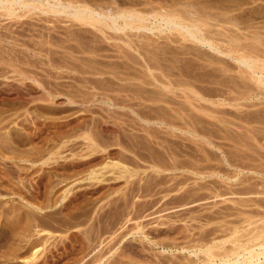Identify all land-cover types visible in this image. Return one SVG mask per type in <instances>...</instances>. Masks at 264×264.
Here are the masks:
<instances>
[{
  "label": "rangeland",
  "instance_id": "obj_1",
  "mask_svg": "<svg viewBox=\"0 0 264 264\" xmlns=\"http://www.w3.org/2000/svg\"><path fill=\"white\" fill-rule=\"evenodd\" d=\"M163 2L164 1L156 2L157 5L162 6V8H164L163 10H168L166 8V5L168 7H170L172 5V3L170 1H165L164 3ZM184 2H186V3H184ZM188 3H189V7H186V6H188L187 5ZM173 4H174V6L172 5L171 6L172 8L171 7L170 8L174 9V10L183 11L184 7L188 8L187 9V10H189L188 12L189 13L192 12V13H191V15L189 14L190 16H188V15L187 16L188 17H194L196 19V22H200V21H198L197 18L199 15H201L202 12H203V15L207 14L209 16V17H206V19H209L212 17L217 19V21L220 19L219 20L220 22L221 21L224 22V24L221 22L223 24V26H226L225 25L226 24L225 21H227L226 19H228V20L234 19L238 29H237V27L234 29L229 24H227V27L228 26L230 27V28L228 27L229 31L232 29L230 31V33L233 31L232 34H234V32H238V34H239L238 39H240V40H238L239 43L240 44L243 43L244 45H247V44L249 45V43L250 44L255 43L254 47L256 49H259L257 51V56H258L259 51H260L259 55L261 54L262 50L264 51V44H263L264 43V0H176L175 2H173ZM190 5H193V7ZM173 7H176L178 9H175ZM179 7H180V9H179ZM192 8H194L195 10ZM193 10H194V12H193ZM196 10L198 11V13ZM22 12H24V11H22ZM22 12L19 9L14 13L15 16L11 15L12 17H10V16L7 17V15L6 16L0 15V36L2 35L1 36L2 39L0 38V40H2V41H0V58H1L0 59V117H1L0 118V125H1L0 126V264H171L172 260H173L172 264H177V263L178 264H193V263L194 264H202L201 258L203 256L199 252L201 250H199V248H197V250H196V248H192L193 244H194V246H196L198 244L199 245L202 244V242L203 243L205 242L204 244L206 245L209 238H210V240L208 242L209 244L206 246H209L210 243L213 244L215 242L214 244H217V243L219 244V243H222L221 241H223L225 246H224V244H222V245L224 246L225 249H228L231 245L230 242H228L229 237H230V241H232L231 239L234 237L232 234H234V232L235 233L238 232L237 233L238 236L235 235V237L237 236V237H241V239L242 238L245 239V240L242 239V241L240 240L242 242V244H245V242L243 243V241H246V243H247L246 239L251 237L248 235H251L252 234L251 232L254 233V231H256V227H259L258 225H260L264 221V219L261 221V219L264 217V209H263L264 204H262V201L264 200L263 199L264 198V194H263L264 193L263 192L264 191V186H263L264 184H262V183H264V174H263L264 173V170H263L264 166L262 167V165H264V136H263L264 135V125L260 124L259 121H257L256 119L253 118L254 113H255L254 114L255 116L257 115L256 112H254V111H257V113L259 112V114L261 112H263V113H261V115L264 116V88H259L258 90L253 88V91L256 90L259 94L255 91L256 95L251 96L249 99H246V100L242 99V100H239V101L234 103L232 99H233V97L234 98L236 97L235 94L234 93L233 94L232 93L227 94L228 89L226 87L220 86L217 83L214 84L213 82H216V81L219 82V80H217V79H220L221 81H223L225 77H228V74L230 72L229 76L232 75L231 77L234 79V81L237 78L236 82L239 83V81H240V84H239L240 86H242V85L244 86L245 83H246L245 86H247L248 84H250L252 86L253 83L249 80H246V81L243 80L245 83L241 84L242 79H238L236 71L234 72V70H236L235 67H237V64L232 59L230 60V58H227L226 56L219 55V57L224 58L223 61L225 60L226 63H228V64H226V66L228 65V67L229 66L230 67L235 66V67H234V69H233V67H231V71L227 72L228 74L225 73L224 76L223 75L217 76L218 73L217 74L215 72L212 73V70H211L212 67L216 68L218 66V64H212L213 66L210 65V66H208V68H205V67H207L205 65V64H207L205 61L202 60L203 61L202 62L200 60V63H199V61H198L199 59H196V57H194L195 55L193 52H195V51H193V49H192L193 52H191L190 56H189V53L186 56H185V54H181V55L177 54L176 63L178 65L176 63H174V66H175V64L177 66V67H174L173 65H171V63L174 62L176 55H173V57L174 56L175 57L173 58L174 60L172 62H171V58H172L171 55L175 54L177 52L180 53L179 49H181V45L184 46V48L186 47L185 45H187V47L185 48L186 50H187V48H190L191 47V45L189 44L190 42L187 41L185 44L180 39L174 40L178 35L176 36L174 34L176 36V37H174V35H172L174 32L172 33L171 30H169V31L167 30L169 33H171V34H168V32L166 31L167 28L166 29H165V27L163 28L162 24H157L156 21L153 20L154 15L151 13H147V12L144 13V14H146V16L143 14L144 17L146 18V23L148 22L146 24L147 27L150 28L152 26V22H153V23L157 24V25L154 24V26L163 32H160L159 30L155 29L154 26H153L154 29L151 27L150 29L146 28L144 30L143 29L139 30V34H137L138 33L137 30H134L135 32L132 30L134 33L129 31V33H131L132 35L134 34L135 37L141 38L137 41L136 38L134 37L133 39H134V41L136 40V42H133V41H128L127 39H129V38L123 39L124 37L129 36L131 38L129 40H133L131 35H129V33H127V35H125L124 33L119 32V33H116V35L118 34L116 36L115 33L112 34V32H109V31H107L108 35H106L107 34L106 32L104 34L106 35V37L109 36V38L112 36L113 39L107 40L108 38L106 39L105 37H103V36H105L104 34L101 33L103 35V36H101L99 31L94 30L95 28L94 29H93V27L89 28L90 25L89 26L83 25V24H80L79 22L73 21L72 19H71L72 20L71 21L69 17H67V16L65 17L64 15H58V16L57 15H51V14L43 15L41 13H38V11H32L33 13L32 12L22 13ZM199 12H201V13H199ZM179 13L182 14V12H179ZM179 13H177V14L179 15ZM177 14L175 16L180 18V15L178 16ZM183 14H185V13H183ZM196 14L197 15L199 14V15L197 16ZM195 15H196V17H195ZM31 16H32V18H31ZM48 16H49V18H48ZM184 16L185 15H183V17L181 16V18H180L181 21H183V20H185V18H187V16H185V17ZM65 18H67V19H65ZM182 18H184V19H182ZM199 18H200V20H202L204 18V16L202 17V15H201ZM206 19H205V21H206ZM20 20H21V22H20ZM17 21H18V23H17ZM185 21H187V20H185ZM185 21H183V22L185 23ZM35 23H36V26H35ZM70 23H71V26H70ZM200 23H202V22H200ZM212 23H213V21H212ZM221 23H220V25H221ZM150 24H151V26H150ZM52 25H53V27H52ZM159 25H160L161 29L159 28ZM27 26H28V28H26ZM37 26L39 27V29ZM223 26H221V27H223ZM68 27L70 30L68 29ZM85 27L87 28V30ZM33 28H35V29L33 30ZM214 28L218 29L217 26ZM223 28H225V30L222 29L221 31L226 32V27H223ZM48 29H50V30H48ZM148 29L150 31L151 30L152 31L150 32ZM219 29H221V28H219ZM155 30H157L158 32ZM236 30H238V31H236ZM62 33H64V35H62ZM110 33H111V35H110ZM226 33H228V31ZM241 33H242V35H241ZM5 34H7V35L5 36ZM119 34H122V35H120L121 37L119 36ZM135 34H137V36ZM162 34H164V35H162ZM243 34H245V35H243ZM34 35H35V37H33ZM75 35H76V37L74 38ZM139 35H142V36L140 37ZM21 36H23V37H21ZM52 36H53V38H52ZM56 36H57L58 40H57ZM116 37H119V39H117ZM142 37H143V40H142ZM253 37L254 38L256 37V38L254 39ZM121 38L123 40H121ZM178 38H179V36L177 37V39ZM257 38H258V40H257ZM11 39H13V40L11 41ZM44 39H45V41H44ZM144 39H145V41H144ZM260 39H262V40H260ZM69 40H71V41H69ZM167 40L173 44L169 43ZM173 40H174V42H172ZM87 41H88V43H87ZM97 41L98 42L100 41V42L98 43ZM125 41L126 42L128 41L129 44H126ZM147 41H150V42H147ZM162 41L165 45L162 43ZM175 41L176 42L181 41V43H176ZM63 42H65V44ZM82 42L86 46L83 45V47H82V44H81ZM104 42H106V43H104ZM123 42H125L126 46ZM140 42L142 44L139 45L138 43H140ZM108 43H110V44H108ZM259 43H260V45H259ZM178 44H180V45H178ZM100 45H101V47H100ZM102 45H103V47H102ZM117 45L120 47H118ZM121 45H124L125 49ZM127 45H128V48H127ZM192 45H194V44H192ZM133 47L135 48L134 49L135 51L133 50ZM140 47H142V48L139 50L138 48H140ZM175 47L179 48V49L178 48L176 49L177 52L175 50H171V49H175ZM35 48H37V49H35ZM93 48H95L96 50ZM157 48H159V49L157 50ZM160 48H162V50ZM41 50H42V52H41ZM88 50L90 52H88ZM114 50H116V52ZM138 50L140 52H142L143 54L146 52V50H147V52L149 51L150 54H152V55L154 53V55H157L156 58L159 56L158 59H159L160 63L158 62V60H156V61L159 63V65H162L161 66L162 69L157 68V67H160L158 65V63L156 64V67H154L155 63L152 65V67H154V69L151 67H148L150 65L149 62H151V61L148 62V60H146V59H148V55L146 54L147 52L145 53L147 56L145 54L143 55V56H146L147 58L145 57V58L140 59L142 57V55H141L142 53L138 54L139 53ZM186 50H184V51H186ZM172 51H174V52H172ZM207 51H208V53L210 52L209 50H207ZM74 52H76V53L74 54ZM126 52H128L129 54H127ZM149 52H148V54H149ZM166 52H167V54H166ZM170 52H172V53L170 54ZM125 53H126V55H125ZM113 54H114V56H113ZM262 54L264 55V52H262ZM262 54H261V56H263ZM62 55H63V57H62ZM69 55H70V57H69ZM129 55H130V57L128 60V59H126V57ZM135 55H136V57H135ZM160 55H162L164 57L161 56V58H160ZM178 55H180V56H178ZM83 56L86 58H84ZM138 56H141V57H138ZM2 57L4 58V60ZM185 57H187L186 58L187 60H188V57H190V58L187 61L185 59ZM69 58H71V59H69ZM262 58L264 59V56ZM143 59H145L144 61H147V62L144 63ZM179 59H181V60H179ZM195 59H196V61H195ZM58 60L60 63L58 62ZM110 60H111V62H110ZM167 60H170V61L168 62ZM18 61H20V62H18ZM67 61H69V62H67ZM80 61H82V62L80 63ZM120 61H122V63ZM225 61H224V63H225ZM37 63H38V65H37ZM124 63H125V65H124ZM138 63H140V64H138ZM146 63L148 64V66ZM168 63H170V64H168ZM186 63H187V66H184V65H186ZM203 63L205 66L203 65ZM98 64H100V66ZM151 64H152V62H151ZM193 64H197V66L193 65ZM79 65H81L82 67ZM120 65H122V66H120ZM165 65L169 68H167ZM219 65L220 66H218V67L223 66L222 64H219ZM91 66H92V68H91ZM112 66L115 67L116 69L113 68ZM134 66H135V69H134ZM180 66H181V68H180ZM18 67H20V68H18ZM36 67H38V68H36ZM88 67H90V68H88ZM102 67H103V69H100ZM109 67L110 68L112 67L115 71L112 70V68H111V70L108 69ZM131 67H133V68H131ZM163 67H166L167 69H170V70L172 69L171 67H174V69H172L173 72H176V69H177L176 73H178L180 71L183 74L190 76L189 78H191L193 80L194 88L196 87L195 89H193V91L197 94H199V92H200L199 95L201 96V98L197 97V96H199L197 94H196L197 96L195 95L197 97L196 98L194 96V94H192L193 92L190 93V95H191L190 97H192L191 99H193V100H194V98H195V100L197 99L195 102L193 100H191V105H190L191 107L189 106L190 108L187 107L188 106L187 104L184 105L186 107L182 106V104L181 105L178 104V103H180L181 100L183 101V99H182L183 96L178 94L179 90H180L179 93L182 92V90H181L182 88H180V89L177 88L178 90L173 89V88L167 90L166 89L167 85L166 86L163 85L164 82H166L165 79L162 81H160L161 78H159V79L157 78L158 80L154 79L155 76L156 77L158 76V72L160 73L159 69L163 70ZM186 67H187V69H186ZM192 67H194V68H192ZM75 68H77V70ZM128 68H129V70H128ZM195 68H197V69H195ZM99 69L101 70V72ZM157 69L159 71H156ZM180 69H182V71ZM190 69H192V70H190ZM132 70L133 71L135 70V71L133 72ZM150 70H152V71L150 72ZM164 70H166V69H164ZM194 70H195V72H194ZM52 71H54V72H52ZM91 71H95V72L92 73ZM106 71L109 73L105 74ZM119 71H120V73H119ZM208 71H210V72H208ZM27 72H29V73H27ZM110 72H111V74H110ZM141 72H143V73H141ZM198 73H200V74L198 75ZM38 74H39V76H38ZM124 74H127L128 77ZM131 74L132 75L135 74L134 75L135 77L133 78V76H131ZM154 74H156V75H154ZM68 75H69V77H68ZM114 75H116V76H114ZM213 75H214V77H213ZM11 76H12V78H11ZM81 76H82V78H81ZM120 76H121V78H120V80H118ZM193 76H195V77H193ZM234 76H236V78H234ZM32 77H34V78H32ZM46 77H48V78H46ZM115 77H117V78H115ZM143 77H144V79H142ZM220 77L221 78L223 77V78L221 79ZM88 78H89V80H88ZM197 78H199V79H197ZM85 79H87V80H85ZM95 79L97 81H95ZM105 79H106V81H105ZM153 80H156L158 82L153 81ZM197 80H199V82L203 81L200 83L204 86H201V84ZM210 80H211V82H209L210 83L209 84L208 81H210ZM91 81H92V83H91ZM146 81H148L149 83ZM159 81L162 82L163 84L159 83ZM6 82H7V84H6ZM113 82H114V84H113ZM150 82H154V84H152V83L150 84ZM126 83L128 84V86ZM138 83L140 86L138 85ZM11 84H12V86H11ZM53 84H55V85H53ZM75 85L78 86V88ZM85 85H86V87H85ZM66 86H67V88H66ZM114 86H116V87H114ZM121 86L126 90H123V88ZM136 87H138V88L140 87L139 88L140 90L137 89L138 91H136V89H134ZM156 87H158V90H156L157 89ZM199 87L201 88L203 93ZM127 88L129 89L130 92L128 91ZM117 89H119V90H117ZM159 89H161L163 92ZM222 89H225L227 91V92L225 91L227 94V97H226L227 99H228V95L230 96L232 94L230 96L231 100H229L230 98L226 101L224 100V99H226L224 97L226 95H225L224 90L222 91ZM250 89L252 90V88H250ZM84 90H86V91H84ZM121 90H123V91H121ZM154 90L162 92L161 93L162 96H161V94H158V92H155ZM169 90H172V91H170L172 93H170ZM204 90H205V92H204ZM245 90H246V88H244V91ZM248 90L249 89L247 87V91ZM62 91H63V93H61ZM133 91L134 92L136 91L139 93L136 94V92L134 93ZM141 91H143V92H141ZM166 91L170 94L175 95V96L172 97L173 95L168 94ZM173 91L175 92V94ZM164 92H165L166 98H165V95L163 94ZM67 93H69V94H67ZM106 93H108V94H106ZM123 93H125V94H123ZM155 93L157 95H160L157 99H155L157 97V95ZM221 93L224 94V96ZM13 94L15 96H13ZM65 94H66V96H65ZM119 94H121V95H119ZM126 94H127V97L125 96ZM177 94L179 96H181L182 98L181 97L178 98ZM130 95H131V97H130ZM116 96H117V100H116ZM121 96L123 98H121ZM124 96H125V98H124ZM144 96L147 98H144ZM169 96H171V97H169ZM13 97H14V99H13ZM118 97L120 98V100L118 99ZM175 97H177L179 100ZM221 97H223L224 99L221 100ZM71 98H72V100H71ZM149 98H151V99H149ZM162 98H163L164 102H163ZM167 98H171L170 99L171 101H168L169 99H167ZM17 99H18V101H17ZM112 99H113V101H112ZM122 99H124V100H122ZM157 100H158V102H157ZM172 100L173 101L175 100L174 103L172 102ZM121 101L124 102V105ZM132 101H133V103H132ZM166 101L169 103L172 102L173 104L172 103L169 104ZM184 101L182 102L183 104L185 103ZM127 102H129V103H127ZM135 102H138L139 104H137ZM153 102H155V103H153ZM192 102H193V105H192ZM207 102L210 103L209 106H208ZM117 103H118V105H117ZM121 103H122V105H121ZM197 103H199V104L202 103V104H200L201 105L200 106ZM242 103H245V104H242ZM251 103H252V106H251ZM261 103H263V105ZM158 104L161 106L164 105V106H162V108H163L162 110H161V106L159 107ZM211 104H213V106ZM234 104L235 105L240 104V106L241 105H245V106H241V107L239 106L238 107V108H240V110H239L238 108H236L237 105L235 106ZM155 105H157L158 108H156ZM177 105H178V107H177ZM143 106H144V108H143ZM153 106L155 108H153ZM192 106L194 107V109ZM146 107H148V108H146ZM179 107H181L182 109H179ZM195 107H197V108H195ZM204 107L205 108L207 107V108L204 109ZM208 107H209V109H208ZM213 107H215V108L213 109ZM152 108H153V110H151ZM186 108L188 109V112H187ZM219 108H222V111H224V112H222L221 109H219ZM89 109H90V111H89ZM111 109H112V111H111ZM147 109L149 112H147ZM155 109H160V110H155ZM164 109H166V110H164ZM176 109L178 110L177 113L175 111ZM189 109H192V110H189ZM201 109H202V111H201ZM215 109H216V112H214V115L216 113L215 116L218 120L215 118V116L213 115V112H212V111H215ZM236 109L239 112H236ZM123 110H124V112H123ZM181 110H183V111H181ZM209 110H210V112H209ZM225 110H226V115H225ZM141 111H143V112H141ZM153 111L156 114H154ZM184 111H186V114L189 115V117L185 114ZM206 112H207V114H206ZM217 112H219V114ZM232 112H234V113H232ZM147 113H149V114H147ZM183 113L185 114V117H184ZM240 113H241V115H240ZM249 113H251L252 115ZM110 114H112V115L110 116ZM177 114H179V115H177ZM180 114L181 115L183 114V115L181 116ZM237 114H239V115H237ZM248 115H250V116H248ZM179 116L182 118H180ZM242 116L243 117L246 116V118L244 117V119H243ZM202 117L203 118L205 117V118L203 119ZM251 117L256 121L253 122L254 120ZM192 118H194L195 120ZM3 119H5V120H3ZM238 119L241 120V122ZM246 119L248 121L250 120V122L246 121ZM251 119H252V121H251ZM123 121H124V123H123ZM170 121L173 122L172 123L173 127L170 126L171 125ZM201 122H202V124H201ZM232 122H234V123H232ZM242 122H244V123H242ZM251 122H253L254 124ZM130 124L133 126V129H132V126ZM141 124L143 125V127ZM179 124H181V125H179ZM233 125H235V126H233ZM255 125H257V126H255ZM224 126H226V127H224ZM191 127H193V128H191ZM119 128L121 129V132H120ZM196 128L198 130H196ZM216 128H218V129H216ZM246 128H248V129H246ZM252 128H253L254 132L252 131ZM126 129H129V130H126ZM222 129H223V131H219ZM135 130H136V132H135ZM155 130H157V131H155ZM192 131H194V132L197 131V132L194 133ZM198 131H200V133ZM151 132L153 135L150 134ZM168 132H169V134H168ZM204 132H205V134H203ZM225 132H227V133H225ZM236 132H238V133H236ZM224 133H225V135H224ZM248 133H249V135H248ZM231 134H233V135H231ZM31 135L34 137L32 138ZM147 135H148V137H146ZM165 135H166V137H165ZM182 135H183V137H182ZM222 135H224V136L222 137ZM247 135L250 136V138L247 137ZM97 136L100 137V139H97L98 138ZM142 136H144V137H142ZM176 136H178V137L176 138ZM254 136L257 138L255 139ZM93 137H94V139H93ZM118 137H119V139H118ZM145 137H146V139H145ZM195 137H197V138L195 139ZM127 138H129L130 141ZM143 138H144V140H143ZM85 139H87L88 141H86ZM258 139H259V141H258ZM104 140H107V142ZM113 140H114V142H113ZM136 140L138 141L139 144L136 142ZM246 140H248V142ZM151 141H153V143ZM236 141L238 143H236ZM250 141H251V143H250ZM111 142H112V145H111ZM141 142H142V144H141ZM187 142L189 144H187ZM206 143H207V145H206ZM178 144L180 145V147ZM212 144H215V145H212ZM146 145H148V146H146ZM164 145H165V147H164ZM221 145L225 146V148L221 149L222 148ZM253 145H255L256 147ZM106 146H108V147H106ZM144 147H145V149H143ZM253 147H254V149H253ZM165 148H168L169 151H167L168 149H165ZM181 148H183V149H181ZM174 149H175V151H174ZM228 149H229V151H228ZM136 150H137V152H136ZM205 150H206V152H203ZM239 150H241V152ZM170 151L172 154L168 153ZM105 152H106V154H105ZM120 152H123V153H120ZM156 152H157V154H156ZM212 152L214 155L211 154ZM235 153L237 155L239 154V156H237ZM241 153H243V154H241ZM181 154H182V156H181ZM233 154H234V156H233ZM118 155H119V157H118ZM218 155H221V156H218ZM235 155H236V157H235ZM171 156H172V158H171ZM229 156H230V158H229ZM240 156H243V158H240ZM244 156H245V158H244ZM156 157H157V159H156ZM213 157H215V158H213ZM252 157H254V160L252 159ZM177 158H178V160H177ZM179 158L181 161L179 160ZM200 159L205 160V161H201ZM214 159H217V160H214ZM246 159H248V160H246ZM250 159H252L253 161ZM144 160H146V161L149 160V162H146ZM157 160H159V161H157ZM237 160L239 162H237ZM240 160H242L243 163ZM151 161H152V163H151ZM199 161H201V162H199ZM175 162L178 164H176ZM189 162H190V164H189ZM207 162L208 163L210 162L212 164H210V163L208 164ZM185 164H188L187 166H189V165L190 166L187 167ZM242 164L245 165L247 168L244 167ZM169 165H171L173 167H174V165H176L178 170L177 169L170 170L172 168ZM240 165H241V167H240ZM183 166H184V168H183ZM191 166H192V169H191ZM215 166H217V167L213 168ZM162 167L164 169H162ZM180 167H181V169H180ZM168 168H170V169H168ZM206 168H208V169H206ZM226 168H227V170H226ZM194 170H196V171L198 170L199 172L197 171L198 172L197 173ZM202 171H204V172L206 171V172L204 173ZM230 172H231V174H230ZM249 175H250V177H249ZM174 176L176 177V180L178 182H176V180L173 179V178H175ZM251 176H253L252 177L253 180L251 179ZM255 176H258V177L256 178ZM152 177H153V179H152ZM213 178L215 180H213ZM238 178H240V180ZM172 181H174V182H172ZM258 181H260V182H258ZM195 183H196V185H195ZM159 184H160V186H159ZM172 185H173V188H172ZM246 185H248V186H246ZM261 185H262V187H261ZM151 186L152 187L154 186V187L152 188ZM226 186H227V188H226ZM192 188H193V190H192ZM209 188L210 189L214 188V189L210 190ZM255 188H257V189H255ZM148 189H149V191H148ZM153 189H155V190L153 191ZM187 189L189 191H187ZM166 191H167V193H166ZM258 191H260V192H258ZM154 192H156V193H154ZM219 192H221V193H219ZM205 194H206V196H205ZM218 194H220V195H218ZM203 195L205 197H203ZM244 195L246 197H244ZM260 195H262V196H260ZM251 196H252V198H251ZM237 197H239V198H237ZM240 197H241V199H240ZM202 198H204V199H202ZM233 198H236V199H233ZM245 198H246V200H245ZM157 199H159V200H157ZM237 200L238 201L242 200V201L240 203ZM250 200L251 201L253 200L252 202H255L256 204L252 203ZM192 201H193V203H192ZM235 201H236V203H235ZM246 201H249V203ZM155 202H157V203H155ZM243 202H244V204H242ZM259 204H260V206H259ZM262 206H263V208H262ZM239 208H241V209H239ZM250 210H251V212H250ZM259 211L262 212L263 214L259 213ZM245 212H247V213H245ZM255 212H257V213H255ZM186 213L189 215H187ZM228 213H230V214H228ZM214 214L216 215V217L214 216ZM220 214H223V215L221 216ZM236 214H238V215H236ZM205 215H207V216H205ZM236 217L237 218L239 217L238 218L239 220ZM227 218H229V220ZM235 218H236V220H235ZM257 218H259L260 220ZM212 219H214V220H212ZM227 220H228V222H226ZM252 220H253V222H252ZM211 221L212 222L214 221L215 223L214 222L212 223ZM203 222H205V223H203ZM232 225H234V226H232ZM247 225L249 227H247ZM250 226H252V227H250ZM261 226L262 227L264 226V222L261 224ZM228 227H230V228H228ZM236 227L238 229L237 231H236ZM167 228H168V230H167ZM211 228H214V229L216 228V229L214 230ZM232 228H233V230H232ZM250 228H251V231H250ZM201 230L204 232H202ZM227 231H228V234H227ZM243 231H245L247 234H245ZM197 232H199L200 234H198ZM190 233H191V235H190ZM248 233H251V234H248ZM263 234H264V232L262 233V235ZM213 235H215V236L213 237ZM217 235H218V237H217ZM231 235L233 236L232 238H231ZM245 235L248 237L246 238ZM203 237H205V238H203ZM212 237L215 239H213ZM263 237H264V235H263ZM263 237H261V238H263ZM220 238H223V240L221 239V241H220ZM203 239H207V241L203 240ZM237 239L239 240V238H237ZM192 240H194V241H192ZM216 241H217V243H216ZM218 241H220V242H218ZM172 242H173V244H172ZM193 242H195V243H193ZM225 242H227V243H225ZM179 243H181V244H179ZM248 246H249V244H248ZM231 247H232V245H231ZM181 248H183V249H181ZM195 251L197 252L196 255H195ZM173 256H175V257H173ZM262 261H263V259H260V262H262ZM181 262H183V263H181Z\"/></svg>",
  "mask_w": 264,
  "mask_h": 264
},
{
  "label": "bare ground",
  "instance_id": "obj_2",
  "mask_svg": "<svg viewBox=\"0 0 264 264\" xmlns=\"http://www.w3.org/2000/svg\"><path fill=\"white\" fill-rule=\"evenodd\" d=\"M162 2V1H170L171 3H172V5L174 6V4H173V2H175L176 0H0V15L2 16V15H4V16H6L7 15V17H12V16H15L14 15V13L17 11V10H21V12L22 11H24V12H26V13H30V12H32V11H38V13H41V14H43V15H49V14H51V15H64L65 17L67 16V17H69L70 18V20L72 19L73 21H76V22H79L80 24H83V25H90L89 26V28L91 27H93V29L94 30H96V31H99L100 32V34L102 33V34H104L105 32L107 33L106 35H108V32L107 31H109V32H112V34H114L115 33V35H116V33H124L125 35H127V33H129V31L130 32H133L134 30H137V34H139V30H144V29H146V28H149V27H147V23H146V18L144 17V15L146 16V14H144V13H151V14H153L154 15V21H156V23L157 24H162L163 25V28L165 27V29H166V31L168 30H171L172 31V35H178L179 36V38L177 39V37L174 35V37H176L174 40H182L185 44H186V42L188 41V42H190L189 44L191 45V47L190 48H187V50L185 49L186 47H187V45H185L186 47L184 48V46H182L181 45V49H179L178 47V49L180 50V53L179 52H177L176 51V47H175V49H171V50H175L177 53H175V54H172L171 55V62L174 60L173 58L175 57H173V55H176V58H175V60H174V62L173 63H171V65H173L174 66V63H176V60H177V54H185V56L189 53V56H190V54H191V52H193V51H195V52H193L194 53V57H196V59H199L198 61H199V63H200V60L202 61H205L207 64H205L207 67H205V68H208V66H210V65H212V64H218V66H220L219 64H222L223 66L222 67H218L217 65V67L216 68H213L212 66V73L213 72H215L216 74H217V76L218 75H223L224 76V74L225 73H227V72H229V71H231V67H233V69H234V67L235 66H229L228 67V65L226 66V64H228V63H226V61H225V63H224V61H223V57L221 58V57H219V55H221V56H226L227 58H230V60L232 59L236 64H237V67H235L236 68V70H234V72L236 71V73H237V77H238V79H242V83L241 84H243V83H245L243 80H249V81H251L252 83H253V85L251 86L250 84H248L247 86H245V84H244V86L242 87V86H240L239 84H240V81H239V83H237L236 82V76H234V78H236L235 79V81H234V79L231 77L232 75H230L229 76V74H230V72H229V74H228V77H225L224 78V80L223 81H221L220 79H217V80H219V82L218 81H216V82H213L214 84L215 83H217V84H219L220 86H224V87H226L228 90V92L225 90V89H222V91L224 90V92L226 91L227 92V94L228 93H234L235 94V98L233 97V102L235 103V102H237V101H239V100H242V99H244V100H246V99H249L251 96H254V95H256L255 93L257 92L256 90H258L259 88H264V59L262 58L264 55L262 54V52H264L263 50H262V52H261V54L263 55V56H261V54L259 55V52H258V56L260 57H258L257 56V51L259 50V49H256L255 47H254V44H250L249 43V45L247 44V45H244L242 42V44H240L239 43V41L238 40H240V39H238V37H239V34H238V32H234V34H232V32L230 33V31L232 30H228L229 28L227 27V24H229V25H231V27H233L234 29L237 27L236 26V22H235V20L233 21V20H228V19H226L227 21H225L226 22V26H223V24H224V22L223 21H217V19H215L214 17H212V18H209V19H206V17H209L207 14H205V15H203V12L201 13V12H199V13H201V15H202V17L204 16V22L202 21V20H200V16L201 15H197L198 16V21H200V22H202V23H200V22H196V19L194 18V17H188V16H190L191 15V13H189L188 11L189 10H187L188 8H186V7H189V3L187 4L188 6H186V7H184V9H183V11H178V10H174V9H171L172 7V5L170 6V7H168L166 4V8L168 9V10H163L164 8H162V6H159V5H157L156 4V2ZM163 2V3H164ZM177 3V2H176ZM184 3H186V2H184ZM160 4V3H159ZM182 4V3H181ZM161 5V4H160ZM163 5V4H162ZM180 5V4H179ZM185 6V5H184ZM190 6H192L193 7V5H190ZM177 7V6H176ZM176 7H173V8H175V9H178V8H176ZM182 8V7H181ZM179 9H180V7H179ZM192 9H194V8H192ZM195 10V9H194ZM194 10H193V12H194ZM191 11V10H190ZM197 11V10H196ZM24 12H22V13H24ZM179 12H182V14H180ZM33 13V12H32ZM177 13H179V15H180V18H181V16L183 17V15H185V16H187V18H185V20H187V21H185V20H183V21H185V23L183 22V21H181V19L179 18V17H176L175 15L177 14ZM183 13H185V14H183ZM196 13V12H195ZM194 13V14H195ZM197 13H198V11H197ZM18 14V13H17ZM35 14V13H34ZM144 14V15H143ZM190 14V15H189ZM209 14V13H208ZM12 15V16H11ZM19 15V14H18ZM150 15V14H149ZM152 15V16H153ZM178 15V14H177ZM178 15V16H179ZM193 15V14H192ZM196 15H195V17H196ZM3 16V17H4ZM37 16V15H36ZM184 16V17H185ZM42 17V16H41ZM62 17V16H61ZM19 18V17H18ZM21 18V17H20ZM31 18H32V16H31ZM48 18H49V16H48ZM51 18V17H50ZM54 18V17H53ZM58 18V17H57ZM148 18V17H147ZM220 18V17H219ZM232 18V17H231ZM234 18V17H233ZM17 19V18H16ZM29 19V18H28ZM36 19V18H35ZM65 19H67V18H65ZM149 19V18H148ZM182 19H184V18H182ZM205 19H206V21H205ZM236 19V18H235ZM8 20V19H7ZM6 20V21H7ZM56 20V19H55ZM71 20V21H72ZM222 20V19H221ZM29 21V20H28ZM27 21V22H28ZM54 21V20H53ZM70 21V22H71ZM212 21H213V23H212ZM237 21V20H236ZM20 22H21V20H20ZM33 22V21H32ZM219 22V23H218ZM17 23H18V21H17ZM31 23V22H30ZM45 23V22H44ZM151 23V22H150ZM156 23H153L152 22V26H151V24H150V26L153 28V26H154V24H156ZM220 23H221V25H220ZM56 24V23H55ZM79 24V25H80ZM156 24V25H157ZM7 25V24H6ZM26 25V24H25ZM30 25V24H29ZM38 25V24H37ZM54 25V24H53ZM53 25H52V27H53ZM73 25V24H72ZM82 25V26H83ZM35 26H36V23H35ZM65 26V25H64ZM70 26H71V23H70ZM218 27V29H216V28H214V27ZM221 26H223V27H226V32L228 31V33H226L225 31H221L222 29L223 30H225V28H223V27H221ZM12 27V26H11ZM38 27V26H37ZM51 27V28H52ZM76 27V26H75ZM150 27V28H151ZM155 27V26H154ZM158 27V26H157ZM7 28V27H6ZM26 28H28V26L26 27ZM49 28V27H48ZM63 28V27H62ZM86 28V27H85ZM149 28V29H150ZM159 28H160V25H159ZM219 28H221V29H219ZM18 29V28H17ZM35 28H33V30H34ZM38 29H39V27H38ZM42 29V28H41ZM57 29V28H56ZM68 29H69V27H68ZM73 29V28H72ZM78 29V28H77ZM83 29V28H82ZM92 29V30H93ZM148 29V30H149ZM154 29V28H153ZM155 29H157V30H159L158 28H156L155 27ZM161 29V28H160ZM237 29H238V27H237ZM19 30V29H18ZM48 30H50V29H48ZM70 30V29H69ZM86 30H87V28H86ZM133 30V31H132ZM157 30H155V31H157ZM163 30V29H162ZM5 31V30H4ZM10 31V30H9ZM12 31V30H11ZM36 31V30H35ZM40 31V30H39ZM54 31V30H53ZM80 31V30H79ZM128 31V32H127ZM147 31V30H146ZM150 31V30H149ZM152 31V30H151ZM150 31V32H151ZM160 32H163V31H161V30H159ZM167 31V32H168ZM235 31V30H234ZM236 31H238V30H236ZM240 31V30H239ZM14 32V31H13ZM19 32V31H18ZM64 32V31H63ZM66 32V31H65ZM73 32V31H72ZM75 32V31H74ZM89 32V31H88ZM98 32V33H99ZM135 32V31H134ZM133 32V33H134ZM158 32V31H157ZM165 32V31H164ZM12 33V32H11ZM32 33V32H31ZM57 33V32H56ZM60 33V32H59ZM97 33V32H96ZM156 33V32H155ZM237 33V34H236ZM13 34V33H12ZM22 34V33H21ZM24 34V33H23ZM54 34V33H53ZM101 34V36H103ZM137 34H135L136 36H137ZM145 34V33H144ZM168 34H171V33H169L168 32ZM4 35V34H3ZM7 34H5V36H6ZM17 35V34H16ZM31 35V34H30ZM29 35V36H30ZM49 35V34H48ZM61 35V34H60ZM62 35H64V33H62ZM71 35V34H70ZM105 35V34H104ZM106 35L105 36H103V37H105L107 40H110V39H113V37L111 38H109V36H107L106 37ZM110 35H111V33H110ZM118 35V34H117ZM116 35V36H117ZM120 35H122V34H119V36ZM129 35H131V37H132V39L135 37L134 36V34L132 35L131 33H129ZM152 35V34H151ZM154 35V34H153ZM162 35H164V34H162ZM238 35V36H237ZM241 35H242V33H241ZM243 35H245V34H243ZM2 36V35H1ZM1 36H0V38H1ZM10 36V35H9ZM38 36V35H37ZM42 36V35H41ZM44 36V35H43ZM79 36V35H78ZM92 36V35H91ZM94 36V35H93ZM100 36V35H99ZM140 37L142 36V35H139ZM138 36V37H139ZM169 36V35H168ZM167 36V37H168ZM16 37V36H15ZM18 37V36H17ZM21 37H23V36H21ZM33 37H35V35L33 36ZM70 37V36H69ZM76 37V35L74 36V38ZM115 37V36H114ZM121 37V36H120ZM241 37V36H240ZM247 37V36H246ZM12 38V37H11ZM40 38V37H39ZM44 38V37H43ZM52 38H53V36H52ZM56 38H57V36H56ZM64 38V37H63ZM82 38V37H81ZM95 38V37H94ZM117 39H119V37H116ZM126 38H129V39H131L129 36L128 37H124L123 39H126ZM136 38V40L138 41L139 39H141V38H137V37H135ZM145 38V37H144ZM169 38V37H168ZM167 38V39H168ZM254 38V37H253ZM256 38V37H255ZM254 38V39H255ZM2 39V38H1ZM4 39V38H3ZM8 39V38H7ZM16 39V38H15ZM32 39V38H31ZM42 39V38H41ZM46 39V38H45ZM45 39H44V41H45ZM122 38H121V40H123ZM129 39H127L128 41H133V42H136V40L134 41V39L133 40H129ZM155 39V38H154ZM153 39V40H154ZM244 39V38H243ZM247 39V38H246ZM253 39V40H254ZM263 39V38H262ZM262 39H260V40H262ZM9 40V39H8ZM13 39H11V41H12ZM17 40V39H16ZM22 40V39H21ZM34 40V39H33ZM57 40H58V38H57ZM67 40V39H66ZM76 40V39H75ZM87 40V39H86ZM142 40H143V37H142ZM174 40L172 41V42H174ZM257 40H258V38H257ZM0 41H2V40H0ZM19 41V40H18ZM36 41V40H35ZM47 41V40H46ZM62 41V40H61ZM69 41H71V40H69ZM93 41V40H92ZM126 42V44H129V42ZM144 41H145V39H144ZM152 41V40H151ZM160 41V40H159ZM168 41V40H167ZM39 42V41H38ZM37 42V43H38ZM43 42V41H42ZM49 42V41H48ZM78 42V41H77ZM84 42V41H83ZM83 42L81 43L82 44V47H83ZM86 42V41H85ZM98 42V41H97ZM100 42V41H99ZM98 42V43H99ZM125 42H123L124 44H125ZM147 42H150V41H147ZM157 42V41H156ZM169 42V41H168ZM176 42V41H175ZM260 42V41H259ZM53 43V42H52ZM64 44H65V42H63ZM87 43H88V41H87ZM91 43V42H90ZM104 43H106V42H104ZM112 43V42H111ZM119 43V42H118ZM154 43V42H153ZM162 43H163V41H162ZM169 43H171V42H169ZM176 43H181V41H177ZM224 43V44H223ZM263 43V42H262ZM9 44V43H8ZM12 44V43H11ZM36 44V43H35ZM43 44V43H42ZM45 44V43H44ZM48 44V43H47ZM46 44V45H47ZM108 44H110V43H108ZM113 44V43H112ZM117 44V43H116ZM121 44V43H120ZM119 44V45H120ZM126 44H125V46H126ZM139 45L140 44H142L141 42L140 43H138ZM164 44V43H163ZM168 44V43H167ZM171 44H173V43H171ZM175 44V43H174ZM188 44V45H189ZM192 44H194V45H192ZM246 44V43H245ZM264 44V43H263ZM18 45V44H17ZM90 45V44H89ZM94 45V44H93ZM135 45V44H134ZM151 45V44H150ZM165 45V44H164ZM178 45H180V44H178ZM189 45V46H190ZM259 45H260V43H259ZM262 45V44H261ZM21 46V45H20ZM63 46V45H62ZM76 46V45H75ZM84 46H86V45H84ZM111 46V45H110ZM118 46V45H117ZM121 46H123L124 47V49H125V46L124 45H121ZM133 46V45H132ZM158 46V45H157ZM161 46V45H160ZM188 46V47H189ZM2 47V46H1ZM7 47V46H6ZM59 47V46H58ZM68 47V46H67ZM66 47V48H67ZM94 47V46H93ZM100 47H101V45H100ZM102 47H103V45H102ZM113 47V46H112ZM118 47H120V46H118ZM154 47V46H153ZM162 47V46H161ZM172 47V46H171ZM43 48V47H42ZM45 48V47H44ZM47 48V47H46ZM86 48V47H85ZM117 48V47H116ZM122 48V47H121ZM127 48H128V45H127ZM142 47H140V48H138L139 50L141 49ZM167 48V47H166ZM259 48V47H258ZM35 49H37V48H35ZM51 49V48H50ZM68 49V48H67ZM81 49V48H80ZM88 49V48H87ZM93 49H95V48H93ZM103 49V48H102ZM123 49V50H124ZM130 49V48H129ZM135 48L133 47V50H134ZM145 49V48H144ZM151 49V48H150ZM159 48H157V50H158ZM161 50H162V48H160ZM168 49V48H167ZM183 49V50H182ZM192 49H193V51H192ZM3 50V49H2ZM40 50V49H39ZM43 50V49H42ZM42 50H41V52H42ZM83 50V49H82ZM96 50V49H95ZM94 50V51H95ZM98 50V49H97ZM104 50V49H103ZM112 50V49H111ZM138 50V51H139ZM156 50V51H157ZM184 50H186V51H184ZM207 50H209L210 52L208 53V51ZM27 51V50H26ZM34 51V50H33ZM32 51V52H33ZM49 51V50H48ZM47 51V52H48ZM52 51V50H51ZM50 51V52H51ZM64 51V50H63ZM107 51V50H106ZM115 52H116V50H114ZM118 51V50H117ZM120 51V50H119ZM122 51V50H121ZM127 51V50H126ZM130 51V50H129ZM128 51V52H129ZM135 51V50H134ZM137 51V50H136ZM165 51V50H164ZM170 51V50H169ZM182 51V52H181ZM31 52V53H32ZM46 52V51H45ZM56 52V51H55ZM78 52V51H77ZM88 52H90L89 50H88ZM93 52V51H92ZM97 52V51H96ZM128 52H126L127 54H129ZM146 52H147V50H146ZM145 52V53H146ZM149 52V51H148ZM148 52L146 53L147 55H148V59H146V60H148V62L149 61H151L152 62V64H151V62H149L150 63V65L148 66V64H147V66L148 67H151V68H153L154 69V67H156V64L159 62V59H158V57L156 58V56L157 55H154V53H153V55L152 54H150V52H149V54H148ZM155 52V51H154ZM172 52H174V51H172ZM172 52H170V54L172 53ZM24 53V52H23ZM62 53V52H61ZM76 52H74V54H75ZM126 53H125V55H126ZM140 53H142V52H140L139 51V53L138 54H140ZM144 53V54H145ZM152 53V52H151ZM159 53V52H158ZM22 54V53H21ZM45 54V53H44ZM69 54V53H68ZM124 54V53H123ZM134 54V53H133ZM143 53L141 54L142 55V57L141 56H138V57H141L140 59H142V58H145L146 56H143L144 55ZM157 54V53H156ZM163 54V53H162ZM165 54V53H164ZM166 54H167V52H166ZM43 55V54H42ZM67 55V54H66ZM90 55V54H89ZM119 55V54H118ZM132 55V54H131ZM159 55V54H158ZM180 55H178V56H180ZM2 56V55H1ZM49 56V55H48ZM53 56V55H52ZM107 56V55H106ZM113 56H114V54H113ZM133 56V55H132ZM161 56L162 55H160V58H161ZM168 56V55H167ZM183 56V55H182ZM9 57V56H8ZM17 57V56H16ZM37 57V56H36ZM59 57V56H58ZM62 57H63V55H62ZM68 57V56H67ZM69 57H70V55H69ZM73 57V56H72ZM84 57V56H83ZM82 57V58H83ZM93 57V56H92ZM99 57V56H98ZM129 57H130V55L129 56H127L126 57V59H128L129 60ZM135 57H136V55H135ZM162 57H164V56H162ZM3 58V57H2ZM20 58V57H19ZM51 58V57H50ZM77 58V57H76ZM84 58H86V57H84ZM132 58V57H131ZM134 58V57H133ZM147 58V57H146ZM187 57H185V59H186ZM189 58L190 57H188V60H189ZM1 59V58H0ZM9 59V58H8ZM25 59V58H24ZM27 59V58H26ZM38 59V58H37ZM64 59V58H63ZM69 59H71V58H69ZM88 59V58H87ZM137 59V58H136ZM163 59V58H162ZM165 59V58H164ZM168 59V58H167ZM192 59V58H191ZM196 59H195V61H196ZM3 60H4V58H3ZM12 60V59H11ZM19 60V59H18ZM53 60V59H52ZM61 60V59H60ZM67 60V59H66ZM114 60V59H113ZM120 60V59H119ZM145 59H143V61H144ZM156 60H158V62L156 61ZM179 60H181V59H179ZM187 60V59H186ZM185 60V61H186ZM187 60V61H188ZM193 60V59H192ZM54 61V60H53ZM73 61V60H72ZM136 61V60H135ZM162 61V60H161ZM168 62L170 61V60H167ZM202 61V62H203ZM9 62V61H8ZM17 62V61H16ZM18 62H20V61H18ZM38 62V61H37ZM40 62V61H39ZM58 62H59V60H58ZM65 62V61H64ZM67 62H69V61H67ZM82 61H80V63H81ZM87 62V61H86ZM110 62H111V60H110ZM118 62V61H117ZM116 62V63H117ZM121 63H122V61H120ZM125 62V61H124ZM129 62V61H128ZM127 62V63H128ZM145 62H147V61H144V63ZM166 62V61H165ZM178 62V61H177ZM190 62V61H189ZM2 63V62H1ZM14 63V62H13ZM22 63V62H21ZM26 63V62H25ZM51 63V62H50ZM57 63V62H56ZM60 63V62H59ZM155 63V64H154ZM160 63V62H159ZM159 63H158V65H159ZM9 64V63H8ZM47 64V63H46ZM55 64V63H54ZM62 64V63H61ZM65 64V63H64ZM69 64V63H68ZM67 64V65H68ZM85 64V63H84ZM95 64V63H94ZM97 64V63H96ZM103 64V63H102ZM109 64V63H108ZM119 64V63H118ZM130 64V63H129ZM132 64V63H131ZM138 64H140V63H138ZM154 64V67H152V65ZM166 64V63H165ZM168 64H170V63H168ZM177 64V63H176ZM176 64H175V66L174 67H177L176 66ZM33 65V64H32ZM37 65H38V63H37ZM63 65V64H62ZM73 65V64H72ZM92 65V64H91ZM99 66H100V64H98ZM105 65V64H104ZM103 65V66H104ZM115 65V64H114ZM124 65H125V63H124ZM167 65V64H166ZM165 65V66H166ZM178 65V64H177ZM190 65V64H189ZM193 65H196L197 66V64H193ZM192 65V66H193ZM201 65V64H200ZM203 65H204V63H203ZM204 65V66H205ZM230 65V64H229ZM233 65V64H232ZM4 66V65H3ZM19 66V65H18ZM46 66V65H45ZM79 66H81V65H79ZM102 66V65H101ZM109 66V65H108ZM107 66V67H108ZM118 66V65H117ZM116 66V67H117ZM120 66H122V65H120ZM127 66V65H126ZM146 66V65H145ZM144 66V67H145ZM160 67H157V68H161V66L162 65H159ZM170 66V65H169ZM184 66H187V63H186V65H184ZM183 66V67H184ZM6 67V66H5ZM41 67V66H40ZM68 67V66H67ZM75 67V66H74ZM73 67V68H74ZM82 67V66H81ZM106 67V66H105ZM113 67V66H112ZM111 67V68H112ZM129 67V66H128ZM147 67V68H148ZM167 67V66H166ZM163 67V70H161V69H159L160 70V73L158 72V76L156 77H154V79H159V78H161L160 79V81H162V80H164L165 79V81L166 82H164V84L162 83V82H160L159 81V83H162L163 85H167L166 86V89L168 90V89H171V88H173V89H177V88H182L181 90H182V92H180L179 93V91H178V94L179 95H182L183 96V98L181 97V96H179L178 94V98L179 97H181L182 99H183V101L185 102L184 104L180 101V103H178L177 101V103L178 104H182V106H184L185 104H187L188 106L187 107H189L190 105H191V100H193V99H191L192 97H190L191 95H190V93H192V94H194V96L197 94V93H195L194 91H193V89H195L194 88V83H193V80L191 79V78H189L190 76H188V75H185V74H183L182 72H178V73H176L177 72V69H176V72H173V70L172 69H174V67H171L172 69L170 70V69H167V68H169V67ZM199 67V66H198ZM18 68H20V67H18ZM25 68V67H24ZM36 68H38V67H36ZM62 68V67H61ZM88 68H90V67H88ZM87 68V69H88ZM91 68H92V66H91ZM98 68V67H97ZM96 68V69H97ZM111 68L109 67L108 69H110L111 70ZM113 68H115V67H113ZM112 68V70H114ZM123 68V67H122ZM131 68H133V67H131ZM180 68H181V66H180ZM192 68H194V67H192ZM204 68V69H205ZM3 69V68H2ZM1 69V70H2ZM15 69V68H14ZM23 69V68H22ZM54 69V68H53ZM67 69V68H66ZM72 69V68H71ZM76 70H77V68H75ZM100 69H103V67L102 68H100ZM99 69V70H100ZM107 69V70H108ZM116 69V68H115ZM121 69V68H120ZM134 69H135V66H134ZM140 69V68H139ZM150 69V68H149ZM156 69V68H155ZM164 69H166V70H164ZM186 69H187V67H186ZM195 69H197V68H195ZM203 69V68H202ZM210 69V68H209ZM75 70V71H76ZM81 70V69H80ZM119 70V69H118ZM117 70V71H118ZM127 70V69H126ZM128 70H129V68H128ZM158 69L156 70V71H159ZM181 71H182V69H180ZM184 70V69H183ZM190 70H192V69H190ZM6 71V70H5ZM29 71V70H28ZM49 71V70H48ZM55 71V70H54ZM54 71H52V72H54ZM85 71V70H84ZM104 71V70H103ZM115 71V70H114ZM133 71V70H132ZM135 71V70H134ZM133 71V72H134ZM152 70H150V72H151ZM155 71V72H156ZM233 71V70H232ZM8 72V71H7ZM11 72V71H10ZM57 72V71H56ZM59 72V71H58ZM66 72V71H65ZM86 72V71H85ZM92 73L93 72H95V71H91ZM100 72H101V70H100ZM122 72V71H121ZM138 72V71H137ZM148 72V71H147ZM184 72V71H183ZM188 72V71H187ZM194 72H195V70H194ZM197 72V71H196ZM208 72H210V71H208ZM3 73V72H2ZM23 73V72H22ZM27 73H29V72H27ZM26 73V74H27ZM51 73V72H50ZM61 73V72H60ZM64 73V72H63ZM87 73V72H86ZM103 73V72H102ZM108 74L109 72H105V74ZM119 73H120V71H119ZM123 73V72H122ZM121 73V74H122ZM140 73V72H139ZM138 73V74H139ZM141 73H143V72H141ZM185 73V72H184ZM214 73V74H215ZM4 74V73H3ZM33 74V73H32ZM35 74V73H34ZM48 74V73H47ZM55 74V73H54ZM69 74V73H68ZM71 74V73H70ZM98 74V73H97ZM104 74V73H103ZM110 74H111V72H110ZM113 74V73H112ZM120 74V75H121ZM146 74V73H145ZM160 74V75H159ZM200 73H198V75H199ZM205 74V73H204ZM215 74V75H216ZM232 74V73H231ZM25 75V74H24ZM37 75V74H36ZM51 75V74H50ZM123 75V74H122ZM124 75H126L127 76V74H124ZM135 74H131V76H133V78L135 77L134 76ZM154 75H156V74H154ZM194 75V74H193ZM197 75V74H196ZM195 75V76H196ZM197 75V76H198ZM208 75V74H207ZM235 75V74H234ZM34 76V75H33ZM38 76H39V74H38ZM53 76V75H52ZM62 76V75H61ZM72 76V75H71ZM114 76H116V75H114ZM195 76H193V77H195ZM226 76V75H225ZM27 77V76H26ZM68 77H69V75H68ZM92 77V76H91ZM100 77V76H99ZM125 77V76H124ZM128 77V76H127ZM141 77V76H140ZM151 77V76H150ZM192 77V76H191ZM203 77V76H202ZM213 77H214V75H213ZM231 77V78H230ZM11 78H12V76H11ZM32 78H34V77H32ZM46 78H48V77H46ZM65 78V77H64ZM79 78V77H78ZM81 78H82V76H81ZM80 78V79H81ZM102 78V77H101ZM115 78H117V77H115ZM120 78H121V76L119 77V79L118 80H120ZM153 78V77H152ZM221 78V77H220ZM223 78V77H222ZM221 78V79H222ZM57 79V78H56ZM71 79V78H70ZM79 79V80H80ZM84 79V78H83ZM109 79V78H108ZM125 79V78H124ZM129 79V78H128ZM142 79H144V77L142 78ZM147 79V78H146ZM157 79V80H158ZM197 79H199V78H197ZM207 79V78H206ZM209 79V78H208ZM15 80V79H14ZM25 80V79H24ZM41 80V79H40ZM85 80H87V79H85ZM84 80V81H85ZM88 80H89V78H88ZM104 80V79H103ZM122 80V79H121ZM130 80V79H129ZM139 80V79H138ZM201 80V79H200ZM205 80V79H204ZM23 81V80H22ZM72 81V80H71ZM95 81H97L96 79H95ZM100 81V80H99ZM105 81H106V79H105ZM113 81V80H112ZM131 81V80H130ZM143 81V80H142ZM153 81H156V80H153ZM198 82H199V80H197ZM196 81V82H197ZM206 81V80H205ZM215 81V80H214ZM44 82V81H43ZM47 82V81H46ZM102 82V81H101ZM110 82V81H109ZM135 82V81H134ZM146 82H148V81H146ZM156 82H158V81H156ZM155 82V83H156ZM200 82H203V81H200ZM199 82V83H200ZM209 82H211V80L210 81H208V83ZM25 83V82H24ZM38 83V82H37ZM67 83V82H66ZM91 83H92V81H91ZM98 83V82H97ZM100 83V82H99ZM108 83V82H107ZM128 83V82H127ZM126 83V84H127ZM131 83V82H130ZM144 83V82H143ZM149 83V82H148ZM154 84V82H150V84ZM166 83V84H165ZM206 83V82H205ZM249 83V82H248ZM6 84H7V82H6ZM52 84V83H51ZM65 84V83H64ZM71 84V83H70ZM90 84V83H89ZM113 84H114V82H113ZM121 84V83H120ZM125 84V83H124ZM149 84V85H150ZM161 84V85H162ZM201 84V83H200ZM199 84V85H200ZM210 84V83H209ZM53 85H55V84H53ZM52 85V86H53ZM62 85V84H61ZM67 85V84H66ZM72 85V84H71ZM93 85V84H92ZM98 85V84H97ZM102 85V84H101ZM100 85V86H101ZM105 85V84H104ZM123 85V84H122ZM132 85V84H131ZM135 85V84H134ZM138 85H139V83H138ZM156 85V84H155ZM159 85V84H158ZM160 85V86H161ZM198 85V84H197ZM196 85V86H197ZM206 85V84H205ZM11 86H12V84H11ZM22 86V85H21ZM51 86V87H52ZM59 86V85H58ZM76 86V85H75ZM90 86V85H89ZM127 86H128V84H127ZM140 86V85H139ZM201 86H204V85H202L201 84ZM208 86V85H207ZM20 87V86H19ZM25 87V86H24ZM45 87V86H44ZM56 87V86H55ZM74 87V86H73ZM77 88H78V86H76ZM85 87H86V85H85ZM92 87V86H91ZM109 87V86H108ZM114 87H116V86H114ZM119 87V86H118ZM122 87V86H121ZM133 87V86H132ZM146 87V86H145ZM164 87V86H163ZM175 87V88H174ZM210 87V86H209ZM215 87V86H214ZM247 87H248V91H247ZM30 88V87H29ZM53 88V87H52ZM51 88V89H52ZM66 88H67V86H66ZM70 88V87H69ZM68 88V89H69ZM82 88V87H81ZM96 88V87H95ZM104 88V87H103ZM120 88V87H119ZM123 88V87H122ZM140 88V87H139ZM138 87H136V88H134V89H136V91H138L137 89H139ZM150 88V87H149ZM157 89L156 90H158V87H156ZM200 88V87H199ZM216 88V87H215ZM244 88H246V90L244 91ZM250 88H252V90L250 89ZM253 88L254 89H256L255 91H253ZM55 89V88H54ZM61 89V88H60ZM67 89V90H68ZM85 89V88H84ZM91 89V88H90ZM128 89V88H127ZM131 89V88H130ZM133 89V90H134ZM172 89V90H173ZM186 91H185V90ZM210 89V88H209ZM213 89V88H212ZM220 89V88H219ZM22 90V89H21ZM66 90V89H65ZM99 90V89H98ZM97 90V91H98ZM101 90V89H100ZM113 90V89H112ZM117 90H119V89H117ZM123 90H126V89H124L123 88ZM123 90H121V91H123ZM140 90V89H139ZM143 90V89H142ZM152 90V89H151ZM159 90H161V89H159ZM172 90H169V92L170 91H172ZM178 90V89H177ZM200 90H201V88H200ZM208 90V89H207ZM206 90V91H207ZM215 90V89H214ZM221 90V89H220ZM53 91V90H52ZM64 91V90H63ZM63 91L61 92V93H63ZM80 91V90H79ZM83 91V90H82ZM84 91H86V90H84ZM88 91V90H87ZM128 91H129V89H128ZM127 91V92H128ZM132 91V90H131ZM135 91V92H136ZM147 91V90H146ZM145 91V92H146ZM149 91V90H148ZM155 91V90H154ZM153 91V92H154ZM162 91V90H161ZM202 91V90H201ZM217 91V90H216ZM215 91V92H216ZM49 92V91H48ZM54 92V91H53ZM76 92V91H75ZM95 92V91H94ZM93 92V93H94ZM117 92V91H116ZM130 92V91H129ZM134 92V91H133ZM132 92V93H133ZM134 92V93H135ZM141 92H143V91H141ZM140 92V93H141ZM151 92V91H150ZM149 92V93H150ZM155 92H158V94H161L162 92H160V91H155ZM160 92V93H159ZM167 92V91H166ZM174 92V91H173ZM204 92H205V90H204ZM209 92V91H208ZM226 92H225V95L226 96H224V94H222L225 98L227 97V94H226ZM57 93V92H56ZM66 93V92H65ZM80 93V92H79ZM91 93V92H90ZM103 93V92H102ZM137 93H139V92H136V94ZM152 93V92H151ZM150 93V94H151ZM168 93V92H167ZM166 93V94H167ZM170 93H172V92H170ZM170 93H168V94H170ZM202 93H203V91H202ZM207 93V92H206ZM205 93V94H206ZM211 93V92H210ZM258 93V92H257ZM19 94V93H18ZM46 94V93H45ZM67 94H69V93H67ZM106 94H108V93H106ZM105 94V95H106ZM111 94V93H110ZM117 94V93H116ZM123 94H125V93H123ZM156 94V93H155ZM164 95H165V92L163 93ZM167 94V95H168ZM174 94H175V92H174ZM199 94H200V92H199ZM199 94H197V95H199ZM208 94V93H207ZM206 94V95H207ZM217 94V93H216ZM231 94V95H232ZM259 94V93H258ZM71 95V94H70ZM80 95V94H79ZM100 95V94H99ZM103 95V94H102ZM119 95H121V94H119ZM141 95V94H140ZM157 95V94H156ZM155 95V96H156ZM170 95H173V94H170ZM176 95V96H177ZM196 95V96H197ZM204 95V94H203ZM221 95V96H222ZM230 95V96H231ZM13 96H15L14 94H13ZM46 96V95H45ZM65 96H66V94H65ZM75 96V95H74ZM113 96V95H112ZM123 96V95H122ZM121 96V98H123ZM126 97H127V94L125 95ZM125 96H124V98H125ZM139 96V95H138ZM137 96V97H138ZM146 96V95H145ZM144 96V98H147V97H145ZM150 96V95H149ZM154 96V97H155ZM160 95H157V97L155 98V99H157L158 97H159ZM161 96H162V94H161ZM175 95H173L172 97H174ZM195 96V97H196ZM220 96V95H219ZM230 96L228 95V99L230 98ZM234 96V95H233ZM238 96V97H237ZM21 97V96H20ZM48 97V96H47ZM82 97V96H81ZM106 97V96H105ZM108 97V96H107ZM130 97H131V95H130ZM143 97V96H142ZM153 97V96H152ZM169 97H171V96H169ZM197 97H200L201 98V96L199 95V96H197ZM196 97V98H197ZM206 97V96H205ZM213 97V96H212ZM19 98V97H18ZM80 98V97H79ZM88 98V97H87ZM91 98V97H90ZM114 98V97H113ZM133 98V97H132ZM165 98H166V95H165ZM175 98H177V97H175ZM177 98V99H178ZM258 98V97H257ZM2 99V98H1ZM13 99H14V97H13ZM21 99V98H20ZM110 99V98H109ZM118 99L120 100V98L118 97ZM137 99V98H136ZM139 99V98H138ZM149 99H151V98H149ZM154 99V98H153ZM152 99V100H153ZM161 99V98H160ZM167 99H169L168 101H171L170 99L171 98H167ZM166 99V100H167ZM222 99H224L223 97H221V100ZM227 98L226 99H224L225 101L226 100H228ZM50 100V99H49ZM71 100H72V98H71ZM76 100V99H75ZM97 100V99H96ZM99 100V99H98ZM116 100H117V96H116ZM118 100V101H119ZM122 100H124V99H122ZM128 100V99H127ZM146 100V99H145ZM162 100H163V98H162ZM179 100V99H178ZM197 100V99H196ZM195 100V98H194V102L196 101ZM229 100H231V98L229 99ZM17 101H18V99H17ZM20 101V100H19ZM112 101H113V99H112ZM136 101V100H135ZM151 101V100H150ZM175 101V100H174ZM174 101L172 100V102L174 103ZM211 101V100H210ZM209 101V102H210ZM213 101V100H212ZM249 101V100H248ZM258 101V100H257ZM72 102V101H71ZM117 102V101H116ZM122 102V101H121ZM126 102V101H125ZM130 102V101H129ZM129 102H127V103H129ZM156 102V101H155ZM155 102H153V103H155ZM157 102H158V100H157ZM160 102V101H159ZM163 102H164V100H163ZM167 102V101H166ZM171 102V103H172ZM204 102V101H203ZM218 102V101H217ZM246 102V101H245ZM256 102V101H255ZM123 103V105H124V102H122ZM122 103H121V105H122ZM132 103H133V101H132ZM135 103H137V104H139L138 102H135ZM167 103H169V102H167ZM171 103H169V104H171ZM172 103V104H173ZM208 103V102H207ZM211 103V102H210ZM210 103H208V106H209V104ZM247 103V102H246ZM250 103V102H249ZM258 103V102H257ZM260 103V102H259ZM87 104V103H86ZM120 104V103H119ZM145 104V103H144ZM151 104V103H150ZM197 104H199V103H197ZM200 104H202V103H200ZM199 104V105H200ZM215 104V103H214ZM231 104V103H230ZM242 104H245V103H242ZM262 105H263V103H261ZM117 105H118V103H117ZM127 105V104H126ZM130 105V104H129ZM146 105V104H145ZM148 105V104H147ZM176 105V104H175ZM192 105H193V102H192ZM212 106H213V104H211ZM216 105V104H215ZM221 105V104H220ZM223 105V104H222ZM235 105V104H234ZM233 105V106H234ZM237 105V104H236ZM235 105V106H236ZM254 105V104H253ZM257 105V104H256ZM259 105V104H258ZM142 106V105H141ZM156 106V108H158L157 107V105H155ZM158 106L160 107L161 105H159L158 104ZM162 106H164V105H162ZM162 106H161V110L163 109L162 108ZM195 106V105H194ZM201 106V105H200ZM232 106V107H233ZM240 106V104H238L237 105V107L236 108H238ZM241 106H245V105H241ZM240 106V107H241ZM249 106V105H248ZM251 106H252V103H251ZM250 106V107H251ZM86 107V106H85ZM89 107V106H88ZM104 107V106H103ZM126 107V106H125ZM133 107V106H132ZM149 107V106H148ZM148 107H146V108H148ZM172 107V106H171ZM177 107H178V105H177ZM184 107H186V106H184ZM191 107V106H190ZM189 107V108H190ZM193 107V106H192ZM211 107V106H210ZM216 107V106H215ZM215 107H213V109L215 108ZM84 108V107H83ZM143 108H144V106H143ZM150 108V107H149ZM153 108H155L154 106H153ZM153 108L151 109V110H153ZM195 108H197V107H195ZM207 108V107H206ZM205 107H204V109H206ZM217 108V107H216ZM225 108V107H224ZM230 108V107H229ZM244 108V107H243ZM260 108V107H259ZM99 109V108H98ZM179 109H182L181 107H179ZM193 109H194V107H193ZM208 109H209V107H208ZM212 109V110H213ZM218 109V108H217ZM219 109H221V111H222V108H219ZM226 109V108H225ZM239 110H240V108H238ZM254 109V108H253ZM263 109V108H262ZM115 110V109H114ZM113 110V111H114ZM122 110V109H121ZM136 110V109H135ZM146 110V109H145ZM155 110H160V109H155ZM164 110H166V109H164ZM185 110V109H184ZM186 110H187V112H188V109L186 108ZM189 110H192V109H189ZM197 110V109H196ZM200 110V109H199ZM211 110V109H210ZM210 110H209V112H210ZM224 110V109H223ZM232 110V109H231ZM250 110V109H249ZM255 110V109H254ZM89 111H90V109H89ZM107 111V110H106ZM109 111V110H108ZM111 111H112V109H111ZM172 111V110H171ZM176 111V113H177V109L175 110ZM180 111V110H179ZM181 111H183V110H181ZM201 111H202V109H201ZM205 111V110H204ZM219 111V110H218ZM220 111V112H221ZM244 111V110H243ZM246 111V110H245ZM2 112V111H1ZM120 112V111H119ZM123 112H124V110H123ZM122 112V113H123ZM137 112V111H136ZM141 112H143V111H141ZM146 112V111H145ZM147 112H149L148 111V109H147ZM154 112V111H153ZM160 112V111H159ZM158 112V113H159ZM165 112V111H164ZM185 112V114H186V111H184ZM194 112V111H193ZM192 112V113H193ZM198 112V111H197ZM208 112V113H209ZM213 112V115H214V112H216V109H215V111H212ZM222 112H224V111H222ZM229 112V111H228ZM235 112V111H234ZM234 112H232V113H234ZM236 112H239V111H237V109H236ZM248 112V111H247ZM250 112V111H249ZM253 112V111H252ZM254 112H256V116L253 114V118L254 119H256L257 121H259L260 122V124H262V125H264V116H262L261 115V113H263V112H261L260 114H259V112L257 113V111H254ZM93 113V112H92ZM110 113V112H109ZM112 113V112H111ZM118 113V112H117ZM116 113V114H117ZM121 113V114H122ZM130 113V112H129ZM152 113V112H151ZM161 113V112H160ZM218 114H219V112H217ZM244 113V112H243ZM246 113V112H245ZM125 114V113H124ZM147 114H149V113H147ZM154 114H156L155 112H154ZM184 114V113H183ZM182 114V115H183ZM185 114H184V117H185ZM190 114V113H189ZM198 114V113H197ZM206 114H207V112H206ZM224 114V113H223ZM229 114V113H228ZM249 114H251V113H249ZM11 115V114H10ZM109 115V114H108ZM112 114H110V116H111ZM118 115V114H117ZM126 115V114H125ZM124 115V116H125ZM139 115V114H138ZM152 115V114H151ZM150 115V116H151ZM158 115V114H157ZM177 115H179V114H177ZM181 115V114H180ZM181 115V116H182ZM187 115V114H186ZM192 115V114H191ZM212 115V116H213ZM215 115H216V113H215ZM214 115V116H215ZM225 115H226V110H225ZM236 115V114H235ZM237 115H239V114H237ZM240 115H241V113H240ZM252 115V114H251ZM148 116V115H147ZM156 116V115H155ZM188 117H189V115H187ZM196 116V115H195ZM206 116V115H205ZM228 116V115H227ZM234 116V115H233ZM248 116H250V115H248ZM247 116V117H248ZM108 117V116H107ZM126 117V116H125ZM131 117V116H130ZM129 117V118H130ZM141 117V116H140ZM144 117V116H143ZM159 117V116H158ZM157 117V118H158ZM180 117V116H179ZM197 117V116H196ZM224 117V116H223ZM238 117V116H237ZM240 117V116H239ZM243 117V116H242ZM245 118H246V116H244ZM244 117H243V119H244ZM1 118V117H0ZM10 118V117H9ZM111 118V117H110ZM153 118V117H152ZM180 118H182V117H180ZM203 118V117H202ZM201 118V119H202ZM205 118V117H204ZM203 118V119H204ZM210 118V117H209ZM215 118H216V116H215ZM229 118V117H228ZM231 118V117H230ZM250 118V117H249ZM252 118V117H251ZM252 118V119H253ZM119 119V118H118ZM138 119V118H137ZM173 119V118H172ZM192 119H194V118H192ZM191 119V120H192ZM200 119V120H201ZM217 119V118H216ZM234 119V118H233ZM236 119V118H235ZM252 119H251V121H252ZM253 119V120H254ZM3 120H5V119H3ZM2 120V121H3ZM26 120V119H25ZM94 120V119H93ZM92 120V121H93ZM176 120V119H175ZM181 120V119H180ZM179 120V121H180ZM188 120V119H187ZM195 120V119H194ZM199 120V119H198ZM208 120V119H207ZM218 120V119H217ZM220 120V119H219ZM226 120V119H225ZM230 120V119H229ZM239 120V119H238ZM256 120H254L253 122H255ZM32 121V120H31ZM34 121V120H33ZM91 121V120H90ZM147 121V120H146ZM153 121V120H152ZM185 121V120H184ZM221 121V120H220ZM236 121V120H235ZM240 122H241V120H239ZM243 121V120H242ZM246 121H248L247 119H246ZM6 122V121H5ZM150 122V121H149ZM159 122V121H158ZM171 122V121H170ZM188 122V121H187ZM190 122V121H189ZM207 122V121H206ZM238 122V121H237ZM248 122H250V120L248 121ZM247 122V123H248ZM253 122H251V123H253ZM7 123V122H6ZM32 123V122H31ZM92 123V122H91ZM123 123H124V121H123ZM173 122H171V127H173L172 124ZM205 123V122H204ZM215 123V122H214ZM230 123V122H229ZM232 123H234V122H232ZM242 123H244V122H242ZM257 123V122H256ZM22 124V123H21ZM46 124V123H45ZM182 124V123H181ZM181 124H179V125H181ZM196 124V123H195ZM200 124V123H199ZM201 124H202V122H201ZM207 124V123H206ZM211 124V123H210ZM231 124V123H230ZM237 124V123H236ZM235 124V125H236ZM246 124V123H245ZM250 124V123H249ZM254 124V123H253ZM3 125V124H2ZM88 125V124H87ZM119 125V124H118ZM117 125V126H118ZM127 125V124H126ZM125 125V126H126ZM131 125V124H130ZM135 125V124H134ZM142 125V124H141ZM214 125V124H213ZM227 125V124H226ZM235 125H233V126H235ZM1 126V125H0ZM132 126V125H131ZM139 126V125H138ZM191 126V125H190ZM237 126V125H236ZM244 126V125H243ZM248 126V125H247ZM252 126V125H251ZM255 126H257V125H255ZM128 127V126H127ZM136 127V126H135ZM142 127H143V125H142ZM151 127V126H150ZM149 127V128H150ZM183 127V126H182ZM188 127V126H187ZM200 127V126H199ZM216 127V126H215ZM221 127V126H220ZM224 127H226V126H224ZM90 128V127H89ZM94 128V127H93ZM110 128V127H109ZM141 128V127H140ZM191 128H193V127H191ZM223 128V127H222ZM249 128V127H248ZM248 128H246V129H248ZM40 129V128H39ZM91 129V128H90ZM112 129V128H111ZM118 129V128H117ZM116 129V130H117ZM120 129V128H119ZM132 129H133V126H132ZM131 129V130H132ZM200 129V128H199ZM216 129H218V128H216ZM220 129V128H219ZM226 129V128H225ZM106 130V129H105ZM123 130V129H122ZM126 130H129V129H126ZM150 130V129H149ZM196 130H198L197 128H196ZM205 130V129H204ZM227 130V129H226ZM225 130V131H226ZM231 130V129H230ZM255 130V129H254ZM262 130V129H261ZM91 131V130H90ZM93 131V130H92ZM97 131V130H96ZM95 131V132H96ZM112 131V130H111ZM145 131V130H144ZM143 131V132H144ZM155 131H157V130H155ZM179 131V130H178ZM219 131H223V129L222 130H219ZM233 131V130H232ZM252 131H253V128H252ZM256 131V130H255ZM41 132V131H40ZM59 132V131H58ZM89 132V131H88ZM87 132V133H88ZM94 132V133H95ZM110 132V131H109ZM119 132V131H118ZM120 132H121V129H120ZM124 132V131H123ZM126 132V131H125ZM135 132H136V130H135ZM153 132V131H152ZM152 132L150 133V134H152ZM180 132V131H179ZM182 132V131H181ZM191 132V131H190ZM192 132H194V131H192ZM195 132H197V131H195ZM194 132V133H195ZM199 133H200V131H198ZM229 132V131H228ZM234 132V131H233ZM240 132V131H239ZM254 132V131H253ZM92 133V132H91ZM132 133V132H131ZM130 133V134H131ZM185 133V132H184ZM223 133V132H222ZM225 133H227V132H225ZM225 133H224V135H225ZM236 133H238V132H236ZM235 133V134H236ZM241 133V132H240ZM239 133V134H240ZM258 133V132H257ZM256 133V134H257ZM100 134V133H99ZM103 134V133H102ZM133 134V133H132ZM142 134V133H141ZM144 134V133H143ZM147 134V133H146ZM149 134V135H150ZM155 134V133H154ZM168 134H169V132H168ZM182 134V133H181ZM203 134H205V132L203 133ZM242 134V133H241ZM11 135V134H10ZM39 135V134H38ZM112 135V134H111ZM120 135V134H119ZM123 135V134H122ZM121 135V136H122ZM137 135V134H136ZM153 135V134H152ZM224 135H222V137L224 136ZM229 135V134H228ZM231 135H233V134H231ZM248 135H249V133H248ZM247 135V137H249L250 138V136H248ZM255 135V134H254ZM262 135V134H261ZM32 136V135H31ZM37 136V135H36ZM89 136V135H88ZM103 136V135H102ZM118 136V135H117ZM130 136V135H129ZM135 136V135H134ZM204 136V135H203ZM264 136V135H263ZM30 137V136H29ZM34 136H32V138H33ZM92 137V136H91ZM98 137V136H97ZM126 137V136H125ZM138 137V136H137ZM136 137V138H137ZM142 137H144V136H142ZM146 137H148V135L146 136ZM146 137H145V139H146ZM165 137H166V135H165ZM169 137V136H168ZM175 137V136H174ZM178 136H176V138H177ZM182 137H183V135H182ZM185 137V136H184ZM226 137V136H225ZM234 137V136H233ZM255 137V136H254ZM86 138V137H85ZM132 138V137H131ZM150 138V137H149ZM173 138V137H172ZM197 137H195V139H196ZM229 138V137H228ZM257 137H255V139H256ZM90 139V138H89ZM93 139H94V137H93ZM97 139H100V137H98ZM118 139H119V137H118ZM123 139V138H122ZM128 140H129V138H127ZM133 139V138H132ZM174 139V138H173ZM239 139V138H238ZM263 139V138H262ZM86 141H88L87 139H85ZM138 140V139H137ZM136 140V142L138 143V141ZM143 140H144V138H143ZM167 140V139H166ZM199 140V139H198ZM197 140V141H198ZM249 140V139H248ZM248 140H246L247 142H248ZM96 141V140H95ZM104 141H106L107 142V140H104ZM109 141V140H108ZM130 141V140H129ZM171 141V140H170ZM185 141V140H184ZM183 141V142H184ZM254 141V140H253ZM252 141V142H253ZM258 141H259V139H258ZM99 142V141H98ZM101 142V141H100ZM113 142H114V140H113ZM152 143H153V141H151ZM156 142V141H155ZM194 142V141H193ZM201 142V141H200ZM246 142V143H247ZM148 143V142H147ZM161 143V142H160ZM164 143V142H163ZM178 143V142H177ZM198 143V142H197ZM229 143V142H228ZM234 143V142H233ZM236 143H238L237 141H236ZM243 143V142H242ZM245 143V144H246ZM250 143H251V141H250ZM259 143V142H258ZM86 144V143H85ZM84 144V145H85ZM109 144V143H108ZM121 144V143H120ZM119 144V145H120ZM132 144V143H131ZM139 144V143H138ZM141 144H142V142H141ZM169 144V143H168ZM182 144V143H181ZM187 144H189L188 142H187ZM202 144V143H201ZM222 144V143H221ZM227 144V143H226ZM249 144V143H248ZM93 145V144H92ZM101 145V144H100ZM111 145H112V142H111ZM118 145V144H117ZM126 145V144H125ZM161 145V144H160ZM179 145V144H178ZM198 145V144H197ZM206 145H207V143H206ZM212 145H215V144H212ZM88 146V145H87ZM94 146V145H93ZM97 146V145H96ZM124 146V145H123ZM122 146V147H123ZM136 146V145H135ZM146 146H148V145H146ZM188 146V145H187ZM186 146V147H187ZM192 146V145H191ZM201 146V145H200ZM222 146V145H221ZM241 146V145H240ZM253 146H255V145H253ZM92 147V146H91ZM106 147H108V146H106ZM112 147V146H111ZM134 147V146H133ZM158 147V146H157ZM164 147H165V145H164ZM172 147V146H171ZM178 147V146H177ZM176 147V148H177ZM179 147H180V145H179ZM230 147V146H229ZM232 147V146H231ZM256 147V146H255ZM86 148V147H85ZM132 148V147H131ZM139 148V147H138ZM169 148V147H168ZM168 148H165V149H168ZM194 148V147H193ZM219 148V147H218ZM225 148V146H222V148L221 149H224ZM236 148V147H235ZM245 148V147H244ZM88 149V148H87ZM92 149V148H91ZM123 149V148H122ZM135 149V148H134ZM143 149H145V147L143 148ZM159 149V148H158ZM161 149V148H160ZM181 149H183V148H181ZM201 149V148H200ZM206 149V148H205ZM209 149V148H208ZM220 149V148H219ZM227 149V148H226ZM253 149H254V147H253ZM218 150V149H217ZM243 150V149H242ZM90 151V150H89ZM95 151V150H94ZM108 151V150H107ZM133 151V150H132ZM135 151V150H134ZM155 151V150H154ZM167 151H169V149L167 150ZM174 151H175V149H174ZM193 151V150H192ZM200 151V150H199ZM212 151V150H211ZM224 151V150H223ZM228 151H229V149H228ZM235 151V150H234ZM240 152H241V150H239ZM93 152V151H92ZM109 152V151H108ZM129 152V151H128ZM136 152H137V150H136ZM166 152V151H165ZM203 152H206V150L205 151H203ZM225 152V151H224ZM246 152V151H245ZM120 153H123V152H120ZM159 153V152H158ZM168 153H171V151L170 152H168ZM167 153V154H168ZM174 153V152H173ZM176 153V152H175ZM182 153V152H181ZM192 153V152H191ZM209 153V152H208ZM234 153V152H233ZM257 153V152H256ZM105 154H106V152H105ZM109 154V153H108ZM127 154V153H126ZM125 154V155H126ZM135 154V153H134ZM156 154H157V152H156ZM160 154V153H159ZM172 154V153H171ZM193 154V153H192ZM200 154V153H199ZM210 154V153H209ZM211 154H213V152L211 153ZM217 154V153H216ZM236 154V153H235ZM241 154H243V153H241ZM122 155V154H121ZM120 155V156H121ZM140 155V154H139ZM163 155V154H162ZM165 155V154H164ZM177 155V154H176ZM214 155V154H213ZM228 155V154H227ZM237 155V154H236ZM236 155H235V157H236ZM260 155V154H259ZM258 155V156H259ZM136 156V155H135ZM141 156V155H140ZM139 156V157H140ZM145 156V155H144ZM143 156V157H144ZM150 156V155H149ZM155 156V155H154ZM160 156V155H159ZM175 156V155H174ZM178 156V155H177ZM181 156H182V154H181ZM200 156V155H199ZM218 156H221V155H218ZM233 156H234V154H233ZM237 156H239V154L237 155ZM118 157H119V155H118ZM146 157V156H145ZM161 157V156H160ZM194 157V156H193ZM197 157V156H196ZM201 157V156H200ZM199 157V158H200ZM203 157V156H202ZM206 157V156H205ZM209 157V156H208ZM262 157V156H261ZM124 158V157H123ZM128 158V157H127ZM171 158H172V156H171ZM175 158V157H174ZM186 158V157H185ZM195 158V157H194ZM198 158V159H199ZM210 158V157H209ZM213 158H215V157H213ZM212 158V159H213ZM217 158V157H216ZM221 158V157H220ZM229 158H230V156H229ZM232 158V157H231ZM240 158H243V156H240ZM244 158H245V156H244ZM250 158V157H249ZM126 159V158H125ZM156 159H157V157H156ZM187 159V158H186ZM202 159V158H201ZM200 159V160H201ZM206 159V158H205ZM219 159V158H218ZM236 159V158H235ZM252 159L254 160V157H252ZM252 159H250V160H252ZM123 160V159H122ZM132 160V159H131ZM147 160V159H146ZM146 160H144V161H146ZM161 160V159H160ZM164 160V159H163ZM172 160V159H171ZM177 160H178V158H177ZM179 160H180V158H179ZM214 160H217V159H214ZM227 160V159H226ZM230 160V159H229ZM246 160H248V159H246ZM252 160V161H253ZM257 160V159H256ZM127 161V160H126ZM157 161H159V160H157ZM174 161V160H173ZM181 161V160H180ZM187 161V160H186ZM194 161V160H193ZM192 161V162H193ZM201 161H205V160H201ZM201 161H199V162H201ZM241 162H242V160H240ZM146 162H149V160L148 161H146ZM197 162V161H196ZM228 162V161H227ZM226 162V163H227ZM231 162V161H230ZM237 162H239L238 160H237ZM151 163H152V161H151ZM163 163V162H162ZM174 163V162H173ZM176 163V162H175ZM182 163V162H181ZM198 163V162H197ZM196 163V164H197ZM205 163V162H204ZM208 163V162H207ZM210 163V162H209ZM208 163V164H209ZM222 163V162H221ZM236 163V162H235ZM243 163V162H242ZM158 164V163H157ZM176 164H178V163H176ZM189 164H190V162H189ZM193 164V163H192ZM207 164V165H208ZM210 164H212V163H210ZM214 164V163H213ZM233 164V163H232ZM247 164V163H246ZM153 165V164H152ZM156 165V164H155ZM186 166L188 165V164H185ZM206 165V164H205ZM221 165V164H220ZM219 165V166H220ZM238 165V164H237ZM243 165V164H242ZM248 165V164H247ZM116 166V165H115ZM169 166H171V165H169ZM180 166V165H179ZM182 166V165H181ZM190 166V165H189ZM189 166H187V167H189ZM193 166V165H192ZM192 166H191V169H192ZM196 166V165H195ZM202 166V165H201ZM234 166V165H233ZM239 166V165H238ZM244 167H246L245 165H243ZM264 165H262V167H263ZM206 167V166H205ZM204 167V168H205ZM217 166H215V167H213V168H216ZM222 167V166H221ZM240 167H241V165H240ZM252 167V166H251ZM261 167V168H262ZM166 168V167H165ZM171 168L172 169H170V168H168V169H170V170H175V169H177L178 170V168H177V166L176 165H174V167L173 166H171ZM183 168H184V166H183ZM220 168V167H219ZM247 168V167H246ZM162 169H164L163 167H162ZM161 169V170H162ZM180 169H181V167H180ZM199 169V168H198ZM206 169H208V168H206ZM211 170V169H210ZM217 170V169H216ZM226 170H227V168H226ZM237 170V169H236ZM235 170V171H236ZM246 170V169H245ZM260 170V169H259ZM262 170V169H261ZM263 170H264V168H263ZM193 171V170H192ZM194 171H196V170H194ZM198 171V170H197ZM196 171V172H197ZM213 171V170H212ZM229 171V170H228ZM227 171V172H228ZM199 172V171H198ZM197 172V173H198ZM202 172H204V171H202ZM206 172V171H205ZM204 172V173H205ZM223 172V171H222ZM261 172V171H260ZM182 173V172H181ZM214 173V172H213ZM221 173V172H220ZM224 173V172H223ZM233 173V172H232ZM203 174V173H202ZM230 174H231V172H230ZM264 174V173H263ZM223 175V174H222ZM254 175V174H253ZM150 176V175H149ZM159 176V175H158ZM165 176V175H164ZM163 176V177H164ZM167 176V175H166ZM232 176V175H231ZM173 177V176H172ZM175 177V176H174ZM193 177V176H192ZM216 177V176H215ZM241 177V176H240ZM249 177H250V175H249ZM252 177L253 176H251V179H252ZM256 178L258 177V176H255ZM158 178V177H157ZM196 178V177H195ZM194 178V179H195ZM247 178V177H246ZM255 178V179H256ZM152 179H153V177H152ZM161 179V178H160ZM173 179H175L176 180V177L175 178H173ZM209 179V178H208ZM239 180H240V178H238ZM250 179V180H251ZM261 179V178H260ZM159 180V179H158ZM157 180V181H158ZM163 180V179H162ZM170 180V179H169ZM172 180V179H171ZM203 180V179H202ZM213 180H215L214 178H213ZM212 180V181H213ZM217 180V179H216ZM226 180V179H225ZM248 180V179H247ZM253 180V179H252ZM167 181V180H166ZM228 181V180H227ZM236 181V180H235ZM238 181V180H237ZM151 182V181H150ZM172 182H174V181H172ZM176 182H178L177 180H176ZM192 182V181H191ZM204 182V181H203ZM202 182V183H203ZM215 182V181H214ZM258 182H260V181H258ZM152 183V182H151ZM150 183V184H151ZM161 183V182H160ZM165 183V182H164ZM168 183V182H167ZM171 183V182H170ZM208 183V182H207ZM226 183V182H225ZM241 183V182H240ZM175 184V183H174ZM254 184V183H253ZM262 184H264V183H262ZM189 185V184H188ZM195 185H196V183H195ZM221 185V184H220ZM226 185V184H225ZM239 185V184H238ZM257 185V184H256ZM159 186H160V184H159ZM169 186V185H168ZM191 186V185H190ZM224 186V185H223ZM246 186H248V185H246ZM245 186V187H246ZM254 186V185H253ZM264 186V185H263ZM152 187V186H151ZM154 187V186H153ZM152 187V188H153ZM167 187V186H166ZM178 187V186H177ZM192 187V186H191ZM197 187V186H196ZM199 187V186H198ZM211 187V186H210ZM215 187V186H214ZM218 187V186H217ZM221 187V186H220ZM242 187V186H241ZM261 187H262V185H261ZM165 188V187H164ZM172 188H173V185H172ZM190 188V187H189ZM204 188V187H203ZM207 188V187H206ZM226 188H227V186H226ZM259 188V187H258ZM175 189V188H174ZM173 189V190H174ZM210 189V188H209ZM208 189V190H209ZM214 188H212V189H210V190H213ZM255 189H257V188H255ZM155 189H153V191H154ZM176 190V189H175ZM192 190H193V188H192ZM204 190V189H203ZM207 190V189H206ZM209 190V191H210ZM229 190V189H228ZM248 190V189H247ZM251 190V189H250ZM147 191V190H146ZM148 191H149V189H148ZM169 191V190H168ZM187 191H189L188 189H187ZM195 191V190H194ZM218 191V190H217ZM256 191V190H255ZM197 192V191H196ZM195 192V193H196ZM258 192H260V191H258ZM262 192V191H261ZM264 192V191H263ZM149 193V192H148ZM152 193V192H151ZM150 193V194H151ZM154 193H156V192H154ZM153 193V194H154ZM158 193V192H157ZM166 193H167V191H166ZM178 193V192H177ZM188 193V192H187ZM198 193V192H197ZM218 193V192H217ZM219 193H221V192H219ZM245 193V192H244ZM257 193V192H256ZM159 194V193H158ZM164 194V193H163ZM173 194V193H172ZM175 194V193H174ZM189 194V193H188ZM194 194V193H193ZM201 194V193H200ZM231 194V193H230ZM242 194V193H241ZM247 194V193H246ZM250 194V193H249ZM254 194V193H253ZM264 194V193H263ZM197 195V194H196ZM212 195V194H211ZM218 195H220V194H218ZM223 195V194H222ZM151 196V195H150ZM164 196V195H163ZM162 196V197H163ZM170 196V195H169ZM173 196V195H172ZM205 196H206V194H205ZM204 195H203V197H205ZM258 196V195H257ZM260 196H262V195H260ZM174 197V196H173ZM193 197V196H192ZM196 197V196H195ZM209 197V196H208ZM244 197H246L245 195H244ZM181 198V197H180ZM237 198H239V197H237ZM251 198H252V196H251ZM259 198V197H258ZM263 198V197H262ZM178 199V198H177ZM193 199V198H192ZM198 199V198H197ZM200 199V198H199ZM202 199H204V198H202ZM233 199H236V198H233ZM240 199H241V197H240ZM261 199V198H260ZM264 199V198H263ZM157 200H159V199H157ZM245 200H246V198H245ZM244 200V201H245ZM249 200V199H248ZM262 200V199H261ZM198 201V200H197ZM232 201V200H231ZM234 201V200H233ZM238 201V200H237ZM241 201L242 200H239L238 202H240L241 203ZM251 201V200H250ZM253 201V200H252ZM251 201V202H252ZM246 202H248L249 203V201H246ZM257 202V201H256ZM155 203H157V202H155ZM192 203H193V201H192ZM235 203H236V201H235ZM252 203H255V202H252ZM258 203V202H257ZM260 203V202H259ZM242 204H244V202L242 203ZM247 204V203H246ZM256 204V203H255ZM262 204H264V200L262 201ZM152 205V204H151ZM240 205V204H239ZM254 205V204H253ZM249 206V205H248ZM259 206H260V204H259ZM228 207V206H227ZM226 207V208H227ZM262 208H263V206H262ZM239 209H241V208H239ZM249 209V208H248ZM252 209V208H251ZM264 209V208H263ZM222 210V209H221ZM225 210V209H224ZM232 210V209H231ZM236 210V209H235ZM244 210V209H243ZM246 210V209H245ZM257 210V209H256ZM158 211V210H157ZM219 211V210H218ZM230 211V210H229ZM242 211V210H241ZM248 211V210H247ZM253 211V210H252ZM187 212V211H186ZM211 212V211H210ZM240 212V211H239ZM250 212H251V210H250ZM226 213V212H225ZM245 213H247V212H245ZM255 213H257V212H255ZM259 213H262V212H260L259 211ZM187 214V213H186ZM185 214V215H186ZM217 214V213H216ZM228 214H230V213H228ZM240 214V213H239ZM249 214V213H248ZM263 214V213H262ZM187 215H189V214H187ZM221 216L223 215V214H220ZM219 215V216H220ZM225 215V214H224ZM227 215V214H226ZM236 215H238V214H236ZM243 215V214H242ZM205 216H207V215H205ZM214 216L216 217V215L214 214ZM213 216V217H214ZM218 216V217H219ZM229 216V215H228ZM232 216V215H231ZM244 216V215H243ZM184 217V216H183ZM197 217V216H196ZM245 217V216H244ZM243 217V218H244ZM263 217V216H262ZM186 218V217H185ZM212 218V217H211ZM237 218V217H236ZM236 218H235V220H236ZM239 218V217H238ZM237 218V219H238ZM188 219V218H187ZM193 219V218H192ZM197 219V218H196ZM216 219V218H215ZM228 220H229V218H227ZM250 219V218H249ZM257 219H259V218H257ZM256 219V220H257ZM264 219V217L261 219V221ZM212 220H214V219H212ZM221 220V219H220ZM228 220L226 221V222H228ZM239 220V219H238ZM244 220V219H243ZM260 220V219H259ZM258 220V221H259ZM180 221V220H179ZM251 221V220H250ZM257 221V222H258ZM212 222V221H211ZM214 222V221H213ZM212 222V223H213ZM236 222V221H235ZM244 222V221H243ZM248 222V221H247ZM252 222H253V220H252ZM264 222V221H263ZM262 222V223H263ZM203 223H205V222H203ZM215 223V222H214ZM233 223V222H232ZM250 223V222H249ZM256 223V222H255ZM259 223V222H258ZM261 223V222H260ZM261 223V224H262ZM247 224V223H246ZM261 224L260 225H258L259 227H256V231H254V233L253 232H251V233H248V234H251V235H248V236H251V237H249V238H247L248 236H246V240H247V243H246V241H243V243L245 242V244H242V239H241V237H237L238 235H237V233H235L234 232V234H232L231 235V240L232 241H230V237H229V240H228V242H230V244L232 245V247H231V245H230V249L228 250V249H225L224 248V246H225V244L223 243V241H221V239L223 240V238H220V241L222 242V243H217V241H216V243L217 244H212V243H210V245L209 246H206V245H208L209 243V240H210V238H209V240H208V242H207V244L205 245L203 242H202V244H198V245H196V246H194V244H193V246H192V248H196V250H197V248H199V250H201V251H199L200 253H201V255L203 256L202 258H201V263L202 264H264V237H263V235H262V233L264 232V226L262 227L261 226ZM174 225V224H173ZM204 225V224H203ZM218 225V224H217ZM252 225V224H251ZM171 226V225H170ZM216 226V225H215ZM221 226V225H220ZM232 226H234V225H232ZM243 226V225H242ZM253 226V225H252ZM252 226H250V227H252ZM257 226V225H256ZM197 227V226H196ZM200 227V226H199ZM213 227V226H212ZM227 227V226H226ZM238 227V226H237ZM237 227H236V231L238 230L237 229ZM247 227H249L248 225H247ZM198 228V227H197ZM219 228V227H218ZM225 228V227H224ZM223 228V229H224ZM228 228H230V227H228ZM246 228V227H245ZM244 228V229H245ZM163 229V228H162ZM175 229V228H174ZM208 229V228H207ZM211 229H214V228H211ZM216 229V228H215ZM214 229V230H215ZM220 229V228H219ZM226 229V228H225ZM167 230H168V228H167ZM188 230V229H187ZM190 230V229H189ZM231 230V229H230ZM232 230H233V228H232ZM231 230V231H232ZM243 230V229H242ZM176 231V230H175ZM202 231V230H201ZM224 231V230H223ZM229 231V230H228ZM228 231H227V234H228ZM247 231V230H246ZM250 231H251V228H250ZM253 231V230H252ZM202 232H204V231H202ZM206 232V231H205ZM221 232V231H220ZM230 232V231H229ZM233 232V231H232ZM245 234H247L245 231H243ZM249 232V231H248ZM198 234H200L199 232H197ZM216 233V232H215ZM194 234V233H193ZM214 234V233H213ZM242 234V233H241ZM240 234V235H241ZM190 235H191V233H190ZM197 235V234H196ZM205 235V234H204ZM222 235V234H221ZM235 235H237L236 237H235ZM195 236V235H194ZM199 236V235H198ZM208 236V235H207ZM212 236V235H211ZM215 235H213V237H214ZM242 236V235H241ZM212 237V238H213ZM217 237H218V235H217ZM261 237H263V238H261ZM198 238V237H197ZM203 238H205V237H203ZM227 238V237H226ZM237 238H239V240L237 239ZM196 239V238H195ZM199 239V238H198ZM213 239H215V238H213ZM203 240H206L207 241V239H203ZM212 240V239H211ZM241 240V241H240ZM243 240H245V239H243ZM192 241H194V240H192ZM201 241V240H200ZM220 241H218V242H220ZM225 241V240H224ZM253 241V242H252ZM154 243V242H153ZM157 243V242H156ZM162 243V242H161ZM193 243H195V242H193ZM225 243H227V242H225ZM172 244H173V242H172ZM179 244H181V243H179ZM185 244V243H184ZM188 244V243H187ZM204 244V245H203ZM222 244H224V246L222 245ZM248 244H249V246H248ZM169 245V244H168ZM183 245V244H182ZM190 245V244H189ZM188 245V246H189ZM160 246V245H159ZM170 246V245H169ZM178 247V246H177ZM180 247V246H179ZM181 249H183V248H181ZM198 252V253H199ZM196 251H195V255H196ZM199 253V254H200ZM173 257H175V256H173ZM169 258V257H168ZM197 258V257H196ZM260 259H263V261L262 262H260ZM169 260V259H168ZM171 260V259H170ZM192 261V260H191ZM190 262V261H189ZM195 262V261H194ZM160 263V262H159ZM168 263V262H167ZM172 263H173V260H172ZM171 263V264H172ZM180 263V262H179ZM181 263H183V262H181ZM185 263V262H184ZM192 263V262H191ZM178 264V263H177ZM194 264V263H193Z\"/></svg>",
  "mask_w": 264,
  "mask_h": 264
}]
</instances>
